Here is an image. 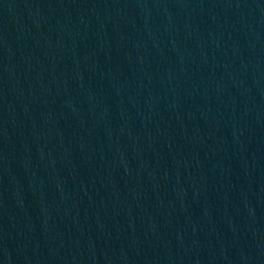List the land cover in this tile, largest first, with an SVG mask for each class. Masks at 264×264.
Here are the masks:
<instances>
[{"label": "water", "instance_id": "1", "mask_svg": "<svg viewBox=\"0 0 264 264\" xmlns=\"http://www.w3.org/2000/svg\"><path fill=\"white\" fill-rule=\"evenodd\" d=\"M0 264H264V0H0Z\"/></svg>", "mask_w": 264, "mask_h": 264}]
</instances>
